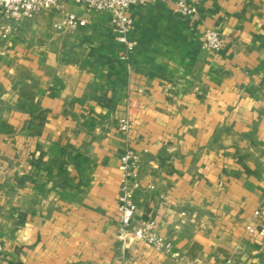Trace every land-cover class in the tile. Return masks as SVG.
<instances>
[{
	"label": "crops",
	"instance_id": "crops-1",
	"mask_svg": "<svg viewBox=\"0 0 264 264\" xmlns=\"http://www.w3.org/2000/svg\"><path fill=\"white\" fill-rule=\"evenodd\" d=\"M61 1L87 24L59 31L49 7L0 33V264H264L246 229L264 225V0L134 4L130 60L111 12ZM127 146L135 223L156 218L180 258L119 237Z\"/></svg>",
	"mask_w": 264,
	"mask_h": 264
},
{
	"label": "built area",
	"instance_id": "built-area-1",
	"mask_svg": "<svg viewBox=\"0 0 264 264\" xmlns=\"http://www.w3.org/2000/svg\"><path fill=\"white\" fill-rule=\"evenodd\" d=\"M78 4L99 11L112 13L113 30L119 42L124 45L122 58L130 60L136 49V43L130 37L132 19L130 8L134 4H148L153 0H74ZM174 2L179 13L191 16L198 12V0H170ZM49 7H57L62 12V19L57 25L59 31L73 32L87 24V19L77 13L68 11L61 0H0V33L3 38H8L14 31L16 24L23 19L33 18L36 14ZM225 37L214 28L206 29L203 37V46L213 51L221 50L225 45ZM130 120L125 118L121 128L129 132ZM121 185L119 195L118 220L120 223L119 237L124 245L136 242H146L155 249L180 258V251L175 249L173 239L161 234L157 229V219L149 217L135 223L137 204L131 197V192L140 187V172L142 168L141 155L132 147L127 146L121 155ZM260 211H255L259 216ZM182 223L186 221L187 213L182 212ZM246 229L250 233L264 235V225L253 222L248 223ZM4 252L0 240V260Z\"/></svg>",
	"mask_w": 264,
	"mask_h": 264
}]
</instances>
